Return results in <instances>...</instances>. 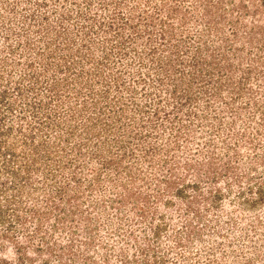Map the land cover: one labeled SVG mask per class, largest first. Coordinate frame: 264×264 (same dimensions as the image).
<instances>
[{"label":"rangeland","instance_id":"obj_1","mask_svg":"<svg viewBox=\"0 0 264 264\" xmlns=\"http://www.w3.org/2000/svg\"><path fill=\"white\" fill-rule=\"evenodd\" d=\"M0 264H264V0H0Z\"/></svg>","mask_w":264,"mask_h":264}]
</instances>
